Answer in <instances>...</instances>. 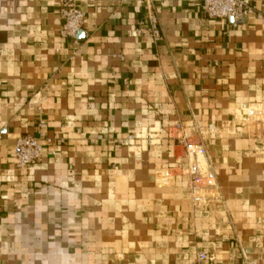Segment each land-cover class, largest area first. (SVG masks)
Segmentation results:
<instances>
[{
	"label": "crops",
	"instance_id": "crops-1",
	"mask_svg": "<svg viewBox=\"0 0 264 264\" xmlns=\"http://www.w3.org/2000/svg\"><path fill=\"white\" fill-rule=\"evenodd\" d=\"M60 1L0 0V264H264V25L76 0L74 43Z\"/></svg>",
	"mask_w": 264,
	"mask_h": 264
},
{
	"label": "built area",
	"instance_id": "built-area-1",
	"mask_svg": "<svg viewBox=\"0 0 264 264\" xmlns=\"http://www.w3.org/2000/svg\"><path fill=\"white\" fill-rule=\"evenodd\" d=\"M201 7L207 18L210 19L229 17L232 18L233 24H238L250 14H255L261 24L264 25V11L257 9L251 3V0H201ZM59 13L63 19L59 28L60 36L63 38H73L74 43H77L75 36L83 25L84 12L79 8L76 0H61ZM148 17L150 19V26L146 30L154 38H157L159 36L157 18L150 10L148 11ZM46 128V121L39 119L33 132L25 133L17 139L14 151L17 168L23 169L28 164L41 161L45 151V144H49L55 140L54 137L47 134ZM119 143H121V140L118 141ZM51 153L53 154L54 152L51 151ZM193 181L196 182L197 178L194 177ZM199 259L210 260L212 256L206 252H201ZM241 264L256 263L246 261Z\"/></svg>",
	"mask_w": 264,
	"mask_h": 264
}]
</instances>
